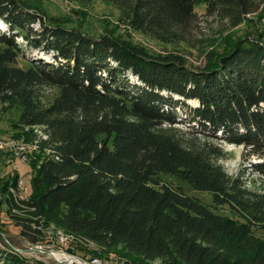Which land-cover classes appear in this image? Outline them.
I'll return each instance as SVG.
<instances>
[{"label":"trees","instance_id":"obj_1","mask_svg":"<svg viewBox=\"0 0 264 264\" xmlns=\"http://www.w3.org/2000/svg\"><path fill=\"white\" fill-rule=\"evenodd\" d=\"M97 1L116 12L97 17L101 33L48 14L46 0H0L9 29L0 32V115L25 140L39 138L30 192L21 198L18 175H0V209L32 244L50 224L75 234L84 243L64 249L88 262L264 264V0ZM26 45L53 60L26 57ZM220 142L258 160L229 173ZM161 175L209 192L212 204ZM0 264L69 263L30 260L0 237Z\"/></svg>","mask_w":264,"mask_h":264},{"label":"rangeland","instance_id":"obj_2","mask_svg":"<svg viewBox=\"0 0 264 264\" xmlns=\"http://www.w3.org/2000/svg\"><path fill=\"white\" fill-rule=\"evenodd\" d=\"M45 10L48 14L55 15V16H71V19L74 22L70 23V26H77V24H81V26H85L86 29L90 30L93 33H101L104 31V26L97 22V17L100 18H109L110 20L114 21V16L116 15L115 10L112 6L108 3H102L100 1L95 0L92 5L88 9L81 8L72 3L62 2V0H46L45 2ZM204 4L196 5V12L202 14L204 11ZM82 13H86L84 20H81ZM203 18V17H202ZM205 24V21H202ZM246 24L243 23L239 28H236L237 34L239 30L242 31V27L244 28ZM38 24H34V29L38 28ZM264 28V21L261 22L260 29ZM0 32H9L7 24L0 20ZM119 32L125 33L127 36H131L134 40L141 42L143 44L148 45L149 47L160 50L162 45H159L157 42L152 41L139 33H136L131 30H123L120 29ZM243 34V32H242ZM239 36V35H238ZM17 40L21 42V44L25 43V40L22 37H18ZM198 52L194 51V54L197 55ZM25 56L28 58H41L44 61H52V52L51 51H43L41 49H36L31 46L25 47ZM19 64L23 67H27L28 63L19 59ZM190 64L195 66H203L205 64V59L196 58L190 60ZM127 79L131 83L137 84V79L134 75L127 73ZM188 106H194L197 104L195 100H187L185 101ZM176 112V118L179 120L177 126L184 128L185 124V111L182 107H179L174 110ZM9 115L4 114L0 115V175H3L7 172H12L13 174H17L19 179L27 184V187L30 192V180L31 176L34 174V170L37 167V157L38 152L33 149L29 148L28 145H31V140H25V134L23 132L18 131L16 128L12 127L8 122ZM13 142V144H12ZM222 148L227 153L226 158L223 161V165L229 173H237L239 169H246L249 165V162L252 160L257 161L258 159L254 157H248L246 155V150H244L242 145H235L226 142H220ZM28 146V150L26 152V146ZM20 146L25 147V151L23 155L25 156L26 160L21 162L17 157V152L19 151L18 148ZM31 160H36V162H30ZM32 165V166H31ZM249 170V169H248ZM10 173V174H12ZM247 175V173H246ZM163 179L168 181L169 183L175 185L176 187H180L187 195H193L198 197L203 203L212 204L213 199L212 195L209 192L205 191H196L187 181L175 176H166L161 175ZM6 205L4 204L0 209V237L4 244H8L10 247L16 248L18 252L26 256L28 259L33 260H41L46 263H69L68 259L65 257H61L56 259L54 256L49 254V251L54 252L55 254H59L58 256H63L61 251L65 252V256L73 255L77 258L74 259V263L81 264H95L93 263V259L88 261L83 260L79 255H81L80 250L71 254L67 250L64 249L67 245H76L78 241H74L73 239H69L67 243L60 244V242L56 241L58 234L63 233L61 228L56 227L54 224L47 225L45 229H43V233L45 234V240L40 243L32 244L27 237L23 236L19 232V228L14 226L10 222L9 216L5 212ZM61 229V230H59ZM64 231V230H63ZM60 232V233H59ZM260 235L264 236V229L259 230L258 232ZM86 246L88 249L92 250L94 247L91 244H82ZM37 249V250H34ZM95 249V248H94ZM97 259L96 264L98 261H101L104 264H122L123 260H115V261H108L107 259H103L104 257L99 254L93 256ZM67 258V257H66ZM73 263V262H71ZM101 263V264H102Z\"/></svg>","mask_w":264,"mask_h":264},{"label":"built area","instance_id":"obj_3","mask_svg":"<svg viewBox=\"0 0 264 264\" xmlns=\"http://www.w3.org/2000/svg\"><path fill=\"white\" fill-rule=\"evenodd\" d=\"M39 131H40V130H39ZM40 133H41V132H40ZM42 136H43V138H46V137H47L45 134H43ZM38 140H39V138H34V139H32V140H31V145H28L29 148L36 149L37 144H38ZM12 144H13V142H12ZM25 146H26V152H27V150H28V146H27V145H25ZM18 150H19V151L16 153V154H17V157L19 158L20 161H25L26 158H25V156L23 155V153H24V151H25V147L20 146V147L18 148ZM18 187L22 189V190L20 191L19 196H20L21 198H25V197L27 196V193H26V191H27V184L24 183L23 181L19 180V181H18ZM10 190L13 192V187H10ZM59 230H61V229H59ZM61 231H62L63 233L58 234L56 238L54 237V239H55L56 241L60 242V244H65V243L69 242V241H68L69 239H71V240L73 239L74 241H78V242H80V243H84V241H82L81 239H79L75 234H73V233H71V232H66V231H63V230H61ZM59 233H60V232H59ZM85 244H86V243H85ZM87 244H88V243H87ZM92 261H93V263L96 264L97 259H96V258H93ZM97 264H101V261H98Z\"/></svg>","mask_w":264,"mask_h":264},{"label":"bare ground","instance_id":"obj_4","mask_svg":"<svg viewBox=\"0 0 264 264\" xmlns=\"http://www.w3.org/2000/svg\"><path fill=\"white\" fill-rule=\"evenodd\" d=\"M21 162H23V161H21ZM34 250H37V249H34ZM61 252H62V255L63 256H58L59 254H55L54 255V252H51V251H49V254H51L52 256H54L56 259H59L61 257H65V259H68L70 263L71 262H74V259L77 258L76 256H73V255H67V256H65V252L64 251H61Z\"/></svg>","mask_w":264,"mask_h":264},{"label":"water","instance_id":"obj_5","mask_svg":"<svg viewBox=\"0 0 264 264\" xmlns=\"http://www.w3.org/2000/svg\"><path fill=\"white\" fill-rule=\"evenodd\" d=\"M81 264H84V262H81Z\"/></svg>","mask_w":264,"mask_h":264}]
</instances>
